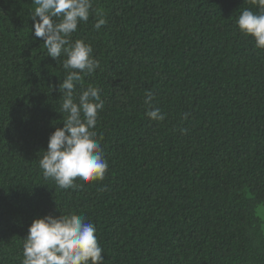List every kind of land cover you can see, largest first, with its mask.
<instances>
[{"label": "trees", "instance_id": "1", "mask_svg": "<svg viewBox=\"0 0 264 264\" xmlns=\"http://www.w3.org/2000/svg\"><path fill=\"white\" fill-rule=\"evenodd\" d=\"M34 8L0 0V264H22L28 228L47 214L93 223L104 264H264V49L237 24L258 6L93 0L70 40L99 61L75 91L100 89L108 169L70 189L39 166L63 126L67 57L34 37ZM149 91L163 120L145 114Z\"/></svg>", "mask_w": 264, "mask_h": 264}, {"label": "clouds", "instance_id": "2", "mask_svg": "<svg viewBox=\"0 0 264 264\" xmlns=\"http://www.w3.org/2000/svg\"><path fill=\"white\" fill-rule=\"evenodd\" d=\"M259 11L245 9L237 24L241 32L255 39V46L264 49V0H250ZM35 4L33 32L42 39L48 56L59 61L67 58L63 68L67 75L59 86L63 90L60 111L63 126L50 135L47 149L39 160L43 176L55 181L61 189L76 188V181L103 180L108 162L94 131L98 113L104 109L100 89L89 85L76 93V83L83 75L92 74L99 61L92 57V46L83 40H70L81 22H87L93 10V0H33ZM94 28L99 30L106 19L97 12ZM154 94H145L149 105L146 116L163 120L159 108L151 107ZM187 118V114H185ZM103 248L96 235V228L82 215L36 217L24 238L22 264H104Z\"/></svg>", "mask_w": 264, "mask_h": 264}, {"label": "rangeland", "instance_id": "3", "mask_svg": "<svg viewBox=\"0 0 264 264\" xmlns=\"http://www.w3.org/2000/svg\"><path fill=\"white\" fill-rule=\"evenodd\" d=\"M256 214L262 219L264 224V203L256 206Z\"/></svg>", "mask_w": 264, "mask_h": 264}]
</instances>
